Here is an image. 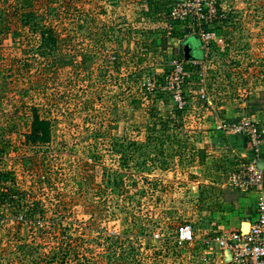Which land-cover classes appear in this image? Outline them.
Returning a JSON list of instances; mask_svg holds the SVG:
<instances>
[{
  "label": "rangeland",
  "instance_id": "rangeland-1",
  "mask_svg": "<svg viewBox=\"0 0 264 264\" xmlns=\"http://www.w3.org/2000/svg\"><path fill=\"white\" fill-rule=\"evenodd\" d=\"M191 5L52 1L47 24L65 39L59 54L74 55L73 64L53 77L51 56L0 86L15 95L0 111L5 104L16 110L13 117L0 112L7 142L0 141V173L9 174L6 185L24 205L38 206L26 214L0 203V264H226L218 246L204 241L236 232L254 214V197L227 184L251 147L221 126L248 118L264 136V0H218L223 18L208 27ZM207 30L213 40L204 43ZM186 43L200 59L184 60ZM136 52L145 58L138 65L130 60ZM22 55L4 48L0 68ZM114 58L126 61L118 72ZM31 106L52 124L50 143L34 148L23 144ZM175 110L180 123L162 128ZM130 142L141 148L124 152L130 158L123 164L117 151ZM103 171L109 176L101 184ZM117 172L131 175L126 187L113 186ZM182 224L192 226L194 242L175 243Z\"/></svg>",
  "mask_w": 264,
  "mask_h": 264
},
{
  "label": "trees",
  "instance_id": "trees-1",
  "mask_svg": "<svg viewBox=\"0 0 264 264\" xmlns=\"http://www.w3.org/2000/svg\"><path fill=\"white\" fill-rule=\"evenodd\" d=\"M52 1L53 0H0V51L6 48L21 50L23 53L21 59L17 62V65H1L0 72H2V74H0V86L7 85L6 81L8 78H25L24 76L33 74L30 71L35 68L34 66L42 64L41 62L51 56L56 59L53 63H57V66H49L48 69V71H50L51 73V76L53 77L59 75L60 70L64 69V67L73 64L75 60L74 55H68L67 57H64L59 54V51L63 49L61 44L65 42V39L61 38L60 35L47 24V19L50 17V11L51 9H53V7H51ZM139 1L141 3H145L147 6H151V0ZM102 30L104 29L102 28ZM104 37L105 32H103L97 40V43L101 46L99 49L104 47ZM200 53L201 52L199 51V53L196 54L192 59H200ZM130 57V60L134 61V63H136L137 65L140 64L143 59H145L139 52L132 53ZM85 61L86 59L82 58L81 62L84 63ZM125 62L126 61L123 60V58H114V61H112V67L114 71L118 72L122 66V63ZM39 71V69H35L36 73H38ZM35 87L33 88V90H36L39 86ZM29 89L30 88L26 90L29 91ZM38 89L41 91H46L45 86H42ZM11 92L12 90H9V92L5 90L1 92L0 95H7L5 97L0 96V102H9V97L14 98L15 95H13V93ZM20 93L22 94L19 99L22 101L24 95L27 93L24 88L20 89ZM7 105L9 104H5L4 108L2 107L1 111H4V113H10L8 117H13L16 114V110H13L11 112L6 108ZM180 113L181 112L178 110L172 111V113H170L168 116L169 120H161L159 122L160 126L162 128H168L170 125L177 126L180 123ZM30 116L31 121L28 126V131L24 134L23 144L26 147L34 148L50 143L52 127L50 120L42 118L35 106L30 107ZM8 121V123L11 122L10 120ZM151 124L153 127L151 128V130L154 133L156 122L154 121ZM14 127L15 124L11 122L7 129L11 130L14 129ZM0 141L3 145L7 143L4 134L0 135ZM124 147L126 146H123L121 144L120 149L117 151V153L121 154L120 158L124 162L123 164H126L127 159H129L130 156L124 155V152L132 151L134 153L141 147L136 142H130L127 144L126 148ZM154 156L156 157L157 154L155 153ZM106 175L108 174H105V172L103 171V182H101V184L105 182V177L109 176ZM8 177V173H0V200H2L0 203L2 204L6 202L8 206L12 210H14L15 213H19L22 211L26 214L35 213L38 206L35 204L31 209V207L24 205L21 198L16 196L18 195V192L16 190H13L12 187L6 185ZM92 177L93 176H90V178ZM130 178V174L127 175L123 172H117L114 173L112 184L115 187H126L127 182L125 180ZM142 179L143 181L148 180L146 177H143ZM108 184L110 185V183ZM131 184H134V180L133 182H131Z\"/></svg>",
  "mask_w": 264,
  "mask_h": 264
},
{
  "label": "built area",
  "instance_id": "built-area-1",
  "mask_svg": "<svg viewBox=\"0 0 264 264\" xmlns=\"http://www.w3.org/2000/svg\"><path fill=\"white\" fill-rule=\"evenodd\" d=\"M217 3L218 0H192V5L189 7L193 8L197 19L208 27L217 18H223L222 14L218 13ZM188 11L190 10L188 9ZM171 15H175V12L172 11ZM200 36L204 43H209L213 40V34L208 30L201 32ZM179 78L176 77L175 81H179ZM168 88L174 91L178 88V82H174ZM175 92H173V98L178 108L182 109L185 102L182 96ZM221 127L246 138L254 158L259 156L262 131L253 121L246 118L237 123H224ZM227 184L255 197L254 214L249 215L246 220L249 226L248 231L246 233L241 232L242 222L238 225L236 232L218 234L211 240L204 241V243L207 247L212 243L217 245L222 252V257L223 251L225 249L229 250L231 260L228 264H264V170H259L256 167V160L251 159V161L240 165L237 171L227 175ZM157 237L158 235L156 234L155 238ZM195 240L194 230L190 224H182L176 229L175 243L181 245L194 242Z\"/></svg>",
  "mask_w": 264,
  "mask_h": 264
},
{
  "label": "water",
  "instance_id": "water-1",
  "mask_svg": "<svg viewBox=\"0 0 264 264\" xmlns=\"http://www.w3.org/2000/svg\"><path fill=\"white\" fill-rule=\"evenodd\" d=\"M189 51H191V52H189ZM182 52H183L184 60H186V61H189L190 59L194 58V56H195L194 51H193V49H191L189 43L183 44V51ZM256 167L259 170H264V165L261 162H256ZM244 224H248V223L243 222L241 225H244ZM241 232L243 233L242 228H241ZM223 259H224V262L226 264H228L230 262L231 256H230L229 250L225 249L223 251Z\"/></svg>",
  "mask_w": 264,
  "mask_h": 264
},
{
  "label": "crops",
  "instance_id": "crops-1",
  "mask_svg": "<svg viewBox=\"0 0 264 264\" xmlns=\"http://www.w3.org/2000/svg\"><path fill=\"white\" fill-rule=\"evenodd\" d=\"M197 48L199 49V45H197ZM262 139L264 140V136H262ZM246 156V154H245ZM248 159L246 160L247 162L248 161H251V159H255L256 162H261L263 165H264V152H259V156L257 158H254V155L252 154L250 157H247ZM251 195L252 197H254V195L252 194H249ZM254 201H255V197H254ZM238 225H240V222H238Z\"/></svg>",
  "mask_w": 264,
  "mask_h": 264
},
{
  "label": "bare ground",
  "instance_id": "bare-ground-1",
  "mask_svg": "<svg viewBox=\"0 0 264 264\" xmlns=\"http://www.w3.org/2000/svg\"><path fill=\"white\" fill-rule=\"evenodd\" d=\"M248 227H249L248 224H245L244 225V231H247L248 230Z\"/></svg>",
  "mask_w": 264,
  "mask_h": 264
}]
</instances>
